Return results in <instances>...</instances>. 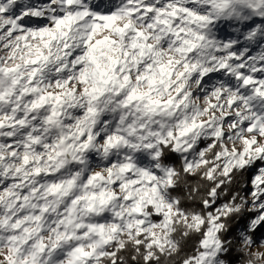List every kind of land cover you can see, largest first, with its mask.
I'll return each instance as SVG.
<instances>
[{"label":"snow or ice","instance_id":"1","mask_svg":"<svg viewBox=\"0 0 264 264\" xmlns=\"http://www.w3.org/2000/svg\"><path fill=\"white\" fill-rule=\"evenodd\" d=\"M262 230L264 0H0V264H264Z\"/></svg>","mask_w":264,"mask_h":264},{"label":"trees","instance_id":"2","mask_svg":"<svg viewBox=\"0 0 264 264\" xmlns=\"http://www.w3.org/2000/svg\"><path fill=\"white\" fill-rule=\"evenodd\" d=\"M242 222L237 220L233 224V228H236L237 225L241 224ZM230 263L234 264H244V258L242 253L233 251L232 254L227 258Z\"/></svg>","mask_w":264,"mask_h":264},{"label":"rangeland","instance_id":"3","mask_svg":"<svg viewBox=\"0 0 264 264\" xmlns=\"http://www.w3.org/2000/svg\"><path fill=\"white\" fill-rule=\"evenodd\" d=\"M254 239L259 240V239H264V230H262L261 232L257 233V235L254 237ZM253 252H260V253H264V246H260L259 244L252 249ZM227 264H232L228 261L227 259ZM234 264V263H233Z\"/></svg>","mask_w":264,"mask_h":264}]
</instances>
